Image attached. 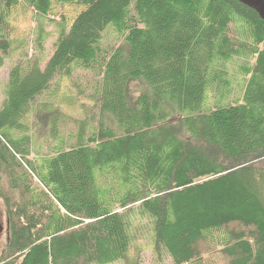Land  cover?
<instances>
[{
  "label": "trees",
  "instance_id": "16d2710c",
  "mask_svg": "<svg viewBox=\"0 0 264 264\" xmlns=\"http://www.w3.org/2000/svg\"><path fill=\"white\" fill-rule=\"evenodd\" d=\"M53 1L81 9L43 67L10 68L0 107V264H111L147 235L158 264H264V20L239 0H0V62L12 9L43 20ZM108 27L123 45L103 46ZM234 56L254 58L242 100L204 104ZM77 68L100 76L98 127L37 158L25 116Z\"/></svg>",
  "mask_w": 264,
  "mask_h": 264
},
{
  "label": "rangeland",
  "instance_id": "374dc122",
  "mask_svg": "<svg viewBox=\"0 0 264 264\" xmlns=\"http://www.w3.org/2000/svg\"><path fill=\"white\" fill-rule=\"evenodd\" d=\"M80 9L81 7L76 4H62L53 1L48 18L43 20L36 16L34 10L24 4H19L12 9L10 22L13 49L0 62V107L4 100L10 68L36 55L42 59V66L53 52L61 24L69 25ZM39 35L42 38L40 43H38ZM102 44L105 48H110L123 45L124 42L111 27H108L103 32ZM253 60L254 58L246 56H234L223 63L226 78L229 80L228 89L222 96H219L216 85L211 84L206 88L204 104L210 106L217 103L224 104L227 101L233 103L237 97H240L241 101L245 80H243V74L240 73V65L244 62L250 64ZM99 79L100 76L96 70L77 68L68 76L58 77L49 90L37 98L25 116L28 132L32 137L33 156L39 158L50 153L61 139H65L67 144L74 143L73 137L81 122H86L84 136L98 127L101 112L96 84ZM146 88L143 81L130 80L126 88L128 105L135 106L138 95ZM54 116H57L58 121L56 134H53L51 130V120L55 118ZM102 118L112 124L115 123L113 116L109 113L104 114ZM13 133L17 132L13 131ZM136 245L131 249L127 260L111 264H158L149 235L139 240ZM215 261H217L216 257Z\"/></svg>",
  "mask_w": 264,
  "mask_h": 264
},
{
  "label": "water",
  "instance_id": "95a60500",
  "mask_svg": "<svg viewBox=\"0 0 264 264\" xmlns=\"http://www.w3.org/2000/svg\"><path fill=\"white\" fill-rule=\"evenodd\" d=\"M240 2L244 3L248 7L255 10L259 17L264 20V0H239ZM2 222H1V212H0V236L2 232Z\"/></svg>",
  "mask_w": 264,
  "mask_h": 264
}]
</instances>
